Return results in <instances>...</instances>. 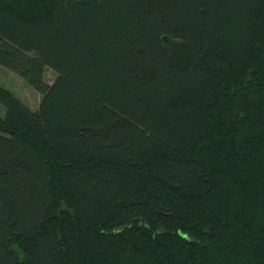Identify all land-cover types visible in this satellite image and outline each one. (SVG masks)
Here are the masks:
<instances>
[{
	"label": "trees",
	"instance_id": "16d2710c",
	"mask_svg": "<svg viewBox=\"0 0 264 264\" xmlns=\"http://www.w3.org/2000/svg\"><path fill=\"white\" fill-rule=\"evenodd\" d=\"M0 65V264H264V0H0Z\"/></svg>",
	"mask_w": 264,
	"mask_h": 264
},
{
	"label": "rangeland",
	"instance_id": "374dc122",
	"mask_svg": "<svg viewBox=\"0 0 264 264\" xmlns=\"http://www.w3.org/2000/svg\"><path fill=\"white\" fill-rule=\"evenodd\" d=\"M56 74L47 69L44 74V80L51 84ZM0 85L13 92L20 98L31 110L38 109L41 95L31 87L23 78L13 71L0 65ZM0 117H5V108L0 104Z\"/></svg>",
	"mask_w": 264,
	"mask_h": 264
}]
</instances>
